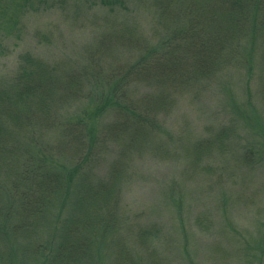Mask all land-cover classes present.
Here are the masks:
<instances>
[{"label": "rangeland", "instance_id": "rangeland-1", "mask_svg": "<svg viewBox=\"0 0 264 264\" xmlns=\"http://www.w3.org/2000/svg\"><path fill=\"white\" fill-rule=\"evenodd\" d=\"M111 1L27 0L25 5L0 0L1 88L11 83L26 51L71 68H87L93 56L105 73L136 58L140 43L109 34L126 23L138 37L153 42L157 16L151 0ZM11 15L15 20L9 25ZM254 47V60L248 48V59L179 94L160 115L159 130L125 159L121 180L106 184L110 195L103 205L115 214L123 235L157 230L146 249L138 244L142 239L123 236L127 246L120 253L129 258L121 264H264V64L260 44ZM145 88L136 86L134 92H147ZM85 105L63 106L60 117L64 122L77 118ZM109 120L105 113L96 122L102 129ZM220 131L227 136L216 142ZM56 132L50 126L39 136L50 142ZM108 145L112 150L104 147L103 153L115 159L122 147ZM247 151L251 160L243 156ZM52 160L69 173L67 156L55 154ZM106 167H99V178H106ZM75 191L73 187L64 207L58 202L52 208L32 239L1 233L0 264H51L55 251H27L23 245L40 239L46 247L59 241L75 215L70 204ZM88 238L91 264H115V233L100 226L91 228Z\"/></svg>", "mask_w": 264, "mask_h": 264}, {"label": "trees", "instance_id": "trees-1", "mask_svg": "<svg viewBox=\"0 0 264 264\" xmlns=\"http://www.w3.org/2000/svg\"><path fill=\"white\" fill-rule=\"evenodd\" d=\"M151 7L157 16L153 42L138 37L126 23L113 27L111 38L127 43L134 38L142 51L109 73L93 56L87 68H71L26 51L19 56L11 83L0 86V234L32 239L52 208L58 202L64 207L76 188L70 203L75 215L59 241L46 247L40 239L23 245L27 251H55L49 256L51 264H91L88 233L100 226L115 233V264L128 262L121 254L123 236L142 239L138 244L149 247L157 230L123 235L115 214L103 205L110 195L106 184L121 180L125 159L159 130L160 115L175 105L179 94L248 59V48L254 60L258 44L264 64V0H151ZM8 20L13 24L15 16ZM141 85L147 92L136 94L134 87ZM80 101L87 105L80 116L64 122L59 111ZM105 113L110 120L100 129L96 121ZM50 126L58 130L53 142L39 136ZM224 136L227 131H220L216 142ZM109 143L122 147L115 159L103 153L104 147L112 150ZM55 154L69 158V173L63 174L53 162ZM243 156L251 160L252 154ZM104 163L105 179L98 176Z\"/></svg>", "mask_w": 264, "mask_h": 264}]
</instances>
